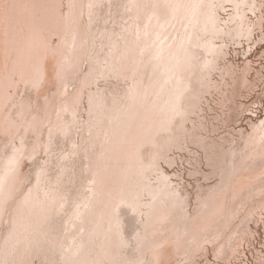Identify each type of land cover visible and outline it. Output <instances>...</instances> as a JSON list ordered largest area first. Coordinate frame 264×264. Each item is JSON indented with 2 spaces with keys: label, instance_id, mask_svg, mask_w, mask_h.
I'll return each instance as SVG.
<instances>
[{
  "label": "bare ground",
  "instance_id": "1",
  "mask_svg": "<svg viewBox=\"0 0 264 264\" xmlns=\"http://www.w3.org/2000/svg\"><path fill=\"white\" fill-rule=\"evenodd\" d=\"M263 42L264 0H0V264L245 254Z\"/></svg>",
  "mask_w": 264,
  "mask_h": 264
},
{
  "label": "rangeland",
  "instance_id": "2",
  "mask_svg": "<svg viewBox=\"0 0 264 264\" xmlns=\"http://www.w3.org/2000/svg\"><path fill=\"white\" fill-rule=\"evenodd\" d=\"M262 49H264V42L262 44H260V46L258 45L255 48V50L252 51L249 55H246V56L239 55V56H237V58H235L236 62H238L241 65L244 64L245 61L246 62L248 60L250 61L251 66L253 67V69L251 70V73L249 74L250 79H253V77H255V71L258 70L259 68H261V64L264 65V61H263L264 58L261 59L260 57H258V53ZM256 53H257V55H255ZM258 62H259V64H258ZM262 71H263L262 73L264 74V69ZM261 88H263V84L257 85V88L255 89L257 91L254 90V91L250 92L247 97H241V98H238V100L241 101L242 103L249 104L251 102V100L256 98L257 94L261 92ZM244 94L247 95V92H244ZM250 112L251 111L246 112L245 115H250ZM245 120L246 119L243 117L241 119V121L239 122L240 124H239V126H237V128L243 126L244 125L243 123L245 122ZM261 211H262V213L260 215L256 214L257 218L259 219L258 225H256L254 222H250L251 227L253 228V232H252L253 235H252V237L249 236L250 237L249 242H251L252 245L244 242L243 250H244L245 254L240 253L238 258L232 260L231 264H234V263L235 264H257V261H255V259H254L255 257L252 256L251 252H253L254 253L253 255H255V252L257 250H259L264 255V226H263L264 225V223H263V221H264V208H261ZM256 229H258V232L256 231ZM209 246L211 247V244H209ZM208 256H209L210 262L213 263L216 261L212 251H210Z\"/></svg>",
  "mask_w": 264,
  "mask_h": 264
},
{
  "label": "snow or ice",
  "instance_id": "3",
  "mask_svg": "<svg viewBox=\"0 0 264 264\" xmlns=\"http://www.w3.org/2000/svg\"><path fill=\"white\" fill-rule=\"evenodd\" d=\"M145 35L147 36L148 33L145 32ZM157 42L162 43V41L160 40V36H159V34H157V36H156V40L154 41V43H157ZM157 56H159V49L157 50ZM261 124L264 125V121H261Z\"/></svg>",
  "mask_w": 264,
  "mask_h": 264
}]
</instances>
